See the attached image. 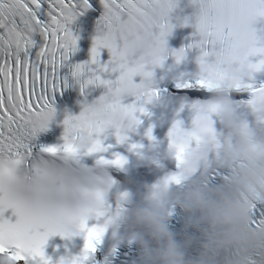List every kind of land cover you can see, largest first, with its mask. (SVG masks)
Returning <instances> with one entry per match:
<instances>
[{
	"label": "snow or ice",
	"instance_id": "snow-or-ice-1",
	"mask_svg": "<svg viewBox=\"0 0 264 264\" xmlns=\"http://www.w3.org/2000/svg\"><path fill=\"white\" fill-rule=\"evenodd\" d=\"M193 2L199 6L195 27L201 40L195 46L201 48V55L197 63L204 69L199 71L195 83L211 89L210 77L221 75L223 60L232 59L227 42L233 38L234 29L264 17V0ZM100 3L104 11L97 21L89 60L71 67L82 94L93 84L103 85L107 91L91 104L85 103L78 115L65 117L63 143L41 146L39 151L48 157L45 159L33 155L31 141L46 129L53 116L50 103L53 92L59 91L62 85L67 86L58 71L76 50L77 37L69 25L89 7L88 0H0V257H5L7 264H50L43 253V245L51 235L65 237L60 225L72 216L79 218L84 244L70 264H84L109 221H105V225L87 227L85 210L79 207V199L91 196L96 203L95 216H102L105 193L112 181L106 174H93L80 163V158L105 150L98 137L106 128L116 130V141L120 143L126 139L122 130L140 122L134 114L143 113L144 108L135 103L122 104V95H131L136 100L143 98L145 102L156 95L149 87L150 66H159L165 57L164 37L172 28L169 13L175 7V0H100ZM156 3L163 5V19L157 20L150 15L149 10ZM64 6L74 8L76 16L71 20L63 18L61 9ZM34 33L40 34L43 43L30 58ZM145 33L154 37L153 49L147 55H136L131 46ZM208 45L219 47L216 51H204V46ZM101 49L109 53L104 63L100 61ZM217 54L222 55L223 60L206 59ZM171 55L179 61L184 49L172 51ZM250 55L261 57L249 65L253 71L264 67V46L252 47ZM114 72L118 73L115 80L102 79L103 74ZM135 75L144 77L145 81L133 83ZM177 86L191 85L186 82ZM239 87L241 85H237ZM244 87L251 91L252 97L258 92L264 93V85L256 89L251 85ZM193 107L196 115L192 130H182L180 122L175 121L168 132L178 170L166 175L164 184L181 183L180 170L186 150L193 141H199L200 133L213 131L210 116L216 111V105H210L204 114L197 110V105ZM77 126L88 127L94 133L91 146L83 152L77 148L73 136ZM145 134L152 139L151 129ZM138 147L131 145L133 149ZM57 159L61 163H56ZM124 163V158L118 154L111 160L101 157L96 161L100 166L120 167ZM119 197L126 199L127 193ZM8 208L16 216L14 223L2 216ZM121 210L122 205L116 203L114 214L119 215ZM259 219H253V225Z\"/></svg>",
	"mask_w": 264,
	"mask_h": 264
},
{
	"label": "clouds",
	"instance_id": "clouds-1",
	"mask_svg": "<svg viewBox=\"0 0 264 264\" xmlns=\"http://www.w3.org/2000/svg\"><path fill=\"white\" fill-rule=\"evenodd\" d=\"M149 12L157 20L165 16L161 3L154 4ZM61 14L66 21L76 16L71 6L62 7ZM254 23L234 29L233 38L227 42L231 60H223L220 54L213 56L214 61L223 60L222 73L210 77L209 99L197 110L204 114L210 105H216L213 114L219 126L211 133H200L199 141H193L186 150L181 183L164 184L162 178L135 198L112 196L122 205L119 220L123 231L115 240L136 245L138 264H264V217L252 223L253 209L264 206V93L251 97V120L241 118L230 99L234 90L243 91L244 85H251L256 72L249 67L253 63L250 58L255 57L250 49L264 46V33L257 35ZM153 45L154 37L145 33L134 41L131 51L147 55ZM199 71L204 69L199 66ZM73 136L82 152L94 139V133L85 126H77ZM160 159H175V148L168 145L161 152L146 150L139 157L145 167L159 166ZM214 174L219 179L211 183ZM78 203L87 220L96 218L91 196L81 197ZM174 208L185 214L175 232L168 227ZM60 229L65 237L82 232L77 216L63 220ZM72 257L66 250L57 264H70ZM0 264H7L5 257H0Z\"/></svg>",
	"mask_w": 264,
	"mask_h": 264
},
{
	"label": "bare ground",
	"instance_id": "bare-ground-1",
	"mask_svg": "<svg viewBox=\"0 0 264 264\" xmlns=\"http://www.w3.org/2000/svg\"><path fill=\"white\" fill-rule=\"evenodd\" d=\"M184 99V101L186 102V103H190L191 102V100H190V98L189 97H185V98H183ZM171 101H177V98H171ZM108 251L110 252V253H112V250H111V248H108Z\"/></svg>",
	"mask_w": 264,
	"mask_h": 264
}]
</instances>
